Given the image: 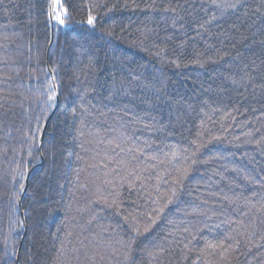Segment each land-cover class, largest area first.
Instances as JSON below:
<instances>
[{"label":"trees","instance_id":"trees-1","mask_svg":"<svg viewBox=\"0 0 264 264\" xmlns=\"http://www.w3.org/2000/svg\"><path fill=\"white\" fill-rule=\"evenodd\" d=\"M0 264H264V0H0Z\"/></svg>","mask_w":264,"mask_h":264},{"label":"snow or ice","instance_id":"snow-or-ice-1","mask_svg":"<svg viewBox=\"0 0 264 264\" xmlns=\"http://www.w3.org/2000/svg\"><path fill=\"white\" fill-rule=\"evenodd\" d=\"M214 2H215V0H214ZM219 6L220 5H217V7H219ZM55 19L58 20L60 24H63L64 23V20L61 19V17H60V15H59L58 12L55 14ZM88 23L89 24H92L93 23V19L91 17L89 18ZM54 98H55V96L53 94L52 99H54ZM172 159L173 160H177L178 159V156L175 153H173ZM178 171H180L182 173V175H181L180 179H177L176 180V183L177 184H179L181 182V179L183 178V176H186L187 175L188 169L187 168H183V169H179L178 168ZM21 188H23V186H21ZM176 195H177L176 191H173L171 193V196L167 199V202L164 205L165 208L169 204L173 203V199L172 198L175 197ZM163 210H164L163 208L159 209L160 212H163ZM151 223H155V220H152ZM149 228H150V225L144 226V231L147 232L149 230ZM135 231L139 234L140 229L139 228H136ZM132 242H134V238H132ZM224 247H225L224 241H222V240L221 241H218L215 244L209 243L207 245V248L208 249H212V250L223 249Z\"/></svg>","mask_w":264,"mask_h":264},{"label":"water","instance_id":"water-1","mask_svg":"<svg viewBox=\"0 0 264 264\" xmlns=\"http://www.w3.org/2000/svg\"><path fill=\"white\" fill-rule=\"evenodd\" d=\"M51 23H52V26H53V23H54V18L53 17H51ZM52 30H53V28H52ZM56 86V85H55ZM57 109V108H56Z\"/></svg>","mask_w":264,"mask_h":264}]
</instances>
